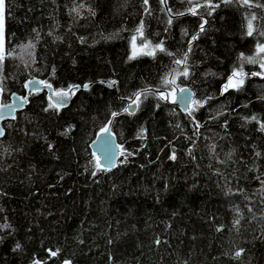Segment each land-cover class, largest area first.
<instances>
[{"label": "trees", "instance_id": "16d2710c", "mask_svg": "<svg viewBox=\"0 0 264 264\" xmlns=\"http://www.w3.org/2000/svg\"><path fill=\"white\" fill-rule=\"evenodd\" d=\"M205 2L5 0L0 104L33 77L91 86L67 108L38 92L4 124L0 264H264V0L188 11ZM183 86L203 105L191 116L159 98ZM110 120L125 154L97 169Z\"/></svg>", "mask_w": 264, "mask_h": 264}, {"label": "snow or ice", "instance_id": "6c2138e0", "mask_svg": "<svg viewBox=\"0 0 264 264\" xmlns=\"http://www.w3.org/2000/svg\"><path fill=\"white\" fill-rule=\"evenodd\" d=\"M189 2L191 3V0H189ZM225 2H230V0H225ZM161 3H166V0H161ZM244 4H249V0H243ZM144 4L147 5L148 4V0H144ZM218 5H213L212 4V0H206L204 5H200V4H196L194 7H191L188 9V11H190L192 14H197V8L198 7H209L212 8L214 10L215 7H217ZM82 7V6H81ZM4 11H5V0H0V39H2V34H3V26H4ZM74 11H78V9H74ZM145 11H147V8L145 9ZM170 11V9H169ZM94 15V12L92 13ZM183 13H179L178 15H182ZM211 13H209L210 15ZM253 19H255V17H253ZM169 23H171V18L169 19ZM207 23V21H204V23H202L200 25V32L204 31V24ZM137 31L139 32V34L141 36H143V23H141V25L139 26V28L137 29ZM249 36H251L253 34V25H252V20L250 19L248 22V33ZM192 39H196V37H192ZM133 40L135 41V37H133ZM144 47H147V42H145V44L143 45ZM156 48H158L160 51H164V48L162 47V44H158L156 45ZM257 53H264V44H258L257 45ZM148 54H153L152 52H149ZM248 62L250 63H255L256 60L253 57H246L245 58ZM187 60V53H185L184 58L181 60H177L176 63L180 64V63H186ZM261 67H264V64H261ZM182 75H184L185 77L188 76V71L187 69H185V71L182 73ZM252 75H261V73H252ZM243 76L244 73L242 71V69L239 72L234 71L232 76L229 77V80L227 82V84L224 86L223 91H227L229 88H239L243 83ZM233 77H240V79L236 80L235 82H233ZM34 83L33 81H28L25 84V87H28L30 84ZM35 83H39L44 85V87H48L50 88L51 85L47 82V81H38ZM165 83H174V81H165ZM87 87V86H85ZM39 89L33 88V91H38ZM147 89L142 90V91H138L134 94V98H130L132 100V103L129 105V107L125 108L124 111L125 112H130V114H134L135 109L132 107L133 105H135L136 108L139 107V104L141 102V97L143 96L144 98H147ZM177 92H179V95H177ZM72 94V90H58V91H54L53 92V96L56 97V100L50 104V107H54V108H62L66 101L67 98ZM223 94V93H222ZM159 98L161 100H169L171 99V101L173 103H180V104H184L186 105L185 107V111L188 113L189 116L192 115L193 111L195 110V108L198 107H202L203 105L201 104L200 101L197 100H193L192 99V95L190 93V90H187L185 88H176L174 87L172 89V91L170 93H164V92H160L159 93ZM21 100H27V97H21ZM50 100H52V97H49ZM6 107L5 105L0 104V108ZM10 108V110L14 111L15 109L12 106H7ZM118 113L113 112L112 116L115 117L117 116ZM252 119H256L255 116L252 117ZM111 123V121H109V124ZM197 127H199V125L197 124ZM262 128H264V125L261 126ZM103 132L108 133L109 132V128H104L102 129ZM0 135H3V130L0 129ZM103 140V143L101 145V150L105 153V159L108 161L109 166H111L113 164V160L112 157L115 156V152L113 151L112 148V143H111V139L108 137H102L101 138ZM121 155H124L125 152L124 150L121 148ZM130 154V153H129ZM172 159L175 158V156L173 155L171 157ZM96 167L97 169H103L104 165H102L100 163V159L99 157H97L96 159ZM95 174V173H93ZM236 224L239 223V220L235 221ZM157 243H159V241H157ZM17 247H19V245H17ZM243 250L237 251L236 252V256L239 257L241 255ZM52 255H56L55 252L52 253ZM65 264H69V262H65Z\"/></svg>", "mask_w": 264, "mask_h": 264}, {"label": "water", "instance_id": "95a60500", "mask_svg": "<svg viewBox=\"0 0 264 264\" xmlns=\"http://www.w3.org/2000/svg\"><path fill=\"white\" fill-rule=\"evenodd\" d=\"M164 4L167 6V0H166V3H164ZM41 80L42 79L39 77L30 78L28 81H33L34 83L30 84L28 87H25V94H20V93L15 92L10 96V99L8 102L2 104V105H5L6 107L0 108V129L3 130V135H0V139H3L6 135V129L4 127V124L6 122L14 121L16 119L17 115L26 109L27 105L30 103L32 95H34L38 92L46 91L48 94V97H50V96L52 97V100H50L52 103L56 100V97L53 96V92L56 91L54 86L49 83L51 85V87L48 88V87H44V85H42V84L35 83V82H38ZM106 83L108 84V86L110 88H114V81L107 80ZM85 86H87V87H85ZM90 86H91V84H85V85L78 84V85H74L71 88H69L72 90V94L67 98V101L62 108L69 107L70 104L72 103V101L74 100L76 94L82 90H87L88 88H90ZM33 88H36L39 90L33 91ZM181 88H185L187 90H190V93L192 95V99L195 100V92L191 87L183 86ZM147 90L152 91L154 89L150 88ZM155 91L159 92L156 89H155ZM177 95H179V92H177ZM21 97H27V100H21L20 99ZM168 101L171 103V105H173L177 109L181 110L182 112L186 113V111L184 110L186 105L180 104V103H173L171 101V99H169ZM127 102H128V105H130L132 103V100L128 99ZM7 106H12L15 110L12 111ZM132 107L134 109H136L135 105H133ZM110 121H111L110 124L108 122L103 128H101L97 132L94 140L90 144V148H91L92 152L96 155V158L99 157L100 163L102 165H104V169L113 170L117 167V165L121 159V154H120L121 144L118 142L117 136L112 129V120H110ZM106 127L109 128L108 133H105L102 131V129H104ZM102 137H108L111 139L112 148H113V151L115 152V156L112 157L113 164L111 166H109L108 161L105 159V153L101 150V145L103 143V140L101 139Z\"/></svg>", "mask_w": 264, "mask_h": 264}, {"label": "rangeland", "instance_id": "374dc122", "mask_svg": "<svg viewBox=\"0 0 264 264\" xmlns=\"http://www.w3.org/2000/svg\"><path fill=\"white\" fill-rule=\"evenodd\" d=\"M3 47H4V26H3L2 39H0V51L3 49ZM238 79H240V77H233V82H235Z\"/></svg>", "mask_w": 264, "mask_h": 264}]
</instances>
